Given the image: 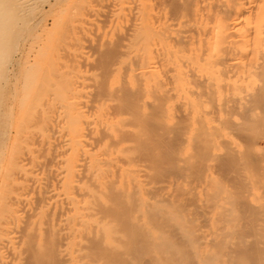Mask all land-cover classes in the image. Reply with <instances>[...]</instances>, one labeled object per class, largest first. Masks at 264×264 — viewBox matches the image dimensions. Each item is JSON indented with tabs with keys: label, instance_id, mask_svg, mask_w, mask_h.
I'll list each match as a JSON object with an SVG mask.
<instances>
[{
	"label": "bare ground",
	"instance_id": "6f19581e",
	"mask_svg": "<svg viewBox=\"0 0 264 264\" xmlns=\"http://www.w3.org/2000/svg\"><path fill=\"white\" fill-rule=\"evenodd\" d=\"M8 70L0 264H264V0H0Z\"/></svg>",
	"mask_w": 264,
	"mask_h": 264
},
{
	"label": "rangeland",
	"instance_id": "374dc122",
	"mask_svg": "<svg viewBox=\"0 0 264 264\" xmlns=\"http://www.w3.org/2000/svg\"><path fill=\"white\" fill-rule=\"evenodd\" d=\"M48 5L46 4V7H47ZM49 21H48V24H49V28H51L52 27V24H53V18L52 17H49V19H48ZM71 20V19H70ZM72 22V21H71ZM69 27H70V31L68 32L69 33V35H70V33H72V30H71V28H72V26H71V24L69 23ZM69 29V28H68ZM72 35V34H71ZM23 36V35H22ZM21 35H20V37L18 38V40H16L15 42L17 43V45L19 44H21V41H22V39H21V37H22ZM53 37V36H52ZM72 37V36H71ZM20 40V41H19ZM49 40H52V41H55V40H53V39H50L49 38ZM70 40H72V38L70 39ZM69 40V41H70ZM49 42H51V41H49ZM53 42H51V44H52ZM50 44V43H49ZM55 44V43H54ZM54 44L52 45L53 47H54ZM61 43H59V45H60ZM58 45V44H57ZM48 46V45H47ZM50 46V45H49ZM61 46V45H60ZM60 46L58 47L59 49H60ZM57 47H56V49H57ZM16 48H17V46H16ZM50 48H51V46H50ZM56 49H54V50H56ZM46 50H47V48L45 49V52H46ZM50 50H52V49H49V51ZM53 50V52L54 53H51V54H53V58H54V55L56 54L55 53V51ZM58 50H56V52H57ZM45 52H43L44 54H46ZM52 52V51H51ZM14 53H16V54H13V61H15V60H17V59H19V57H20V55L15 51ZM50 53V52H49ZM49 53H47L48 55H49ZM43 54V55H44ZM48 55H46V56H48ZM41 57H43V56H41ZM50 57V56H49ZM49 57H45V59L46 60H48V61H46L47 63L49 62V61H52L51 60V58H49ZM55 57H58V56H56L55 55ZM44 59V58H43ZM55 60L57 59V58H54ZM42 60V59H41ZM24 61H25V59H24ZM24 61L22 62V63H24ZM45 61V60H44ZM44 63V64H47V63ZM53 62V61H52ZM50 64L52 65L53 63H51L50 62ZM56 64V63H55ZM25 66V65H24ZM23 66V67H24ZM22 66H20V68L19 69H21V81H22V79H23V77H24V74H23V71H24V69H22L23 68ZM47 67L49 68V66L47 65ZM50 67H54V66H50ZM47 68V69H48ZM56 67H54V68H50V69H55ZM46 69V68H45ZM47 71V70H46ZM49 71V70H48ZM51 71V70H50ZM4 75V77H3V81H2V83H3V85H4V89H3V92L2 93H0V101H3L5 98H7L8 97V90H9V86H7V82L9 81V79H10V77H11V70H8L6 73H4L3 74ZM23 76V77H22ZM25 84V81H24V79H23V82H21V85H23V84ZM36 83H34V85H35ZM26 85V84H25ZM30 85V84H29ZM34 85H32L31 84V87L32 86H34ZM35 86H37V85H35ZM21 87V86H20ZM31 87L29 88L28 87V84H27V88H29V90L31 89ZM23 88V87H22ZM34 88H36V87H34ZM20 90H22L21 88H20ZM22 92V91H21ZM26 93V92H25ZM40 96L41 95H38V97L40 98ZM37 97V98H38ZM33 98H35V97H33ZM39 98H38V102H36V103H38V104H40L39 103ZM37 100V99H36ZM31 101H33V103L35 104V99L34 100H31ZM35 105H37V104H35ZM35 105H32V106H34V108L36 107ZM37 107H38V105H37ZM33 108V110H35ZM30 111H32V107H31V105H29V115H31L32 113L30 112ZM34 112V111H33ZM164 137H167V138H164ZM163 137V139L161 138V140H160V143H159V141L157 142V144L159 145L158 147L157 146H155L154 147V151H157L158 153H159V158H161L160 159V161H162L161 163L163 164L162 165V169H163V173H165L167 176L168 175H170V176H172V175H181L182 173H183V169L181 168H179L178 167V165L176 166V164L174 165V164H172L173 163V160H174V156H175V154H173V152H176L177 151V149H178V147H179V145H180V137H178L177 135H174V134H172V135H170L169 137L171 138H169L167 135H165ZM174 137V138H173ZM162 141V142H161ZM169 142V143H168ZM173 142V143H172ZM171 143V144H170ZM162 146V147H161ZM157 149V150H156ZM203 152V151H202ZM202 152H201V149H199V154H200V156H202ZM162 153V154H161ZM172 153V154H171ZM173 155V156H172ZM164 156V157H163ZM167 156V157H166ZM170 156V157H169ZM168 158V159H167ZM170 158V159H169ZM173 158V159H172ZM166 159V160H165ZM227 160V161H226ZM169 162H170V164H169ZM227 162V163H226ZM232 162V163H231ZM223 163V164H222ZM222 163H221V172L226 176V177H228V178H230V176L232 175V170H233V173H234V171L236 170V169H234V167L236 168V165H234L235 163L230 159V158H228V159H225V161L223 160L222 161ZM170 166H169V165ZM166 165V166H165ZM234 165V166H233ZM172 166V167H171ZM167 167V168H166ZM175 167H177V168H179V169H177V170H175ZM232 167V168H231ZM173 168V169H172ZM167 170V171H166ZM174 170L176 171L175 173L176 174H173L174 173ZM180 173H179V172ZM167 172V173H166ZM170 172V173H169ZM164 175V174H163ZM166 175H164V176H166ZM0 188H1V186H0ZM0 214H1V212H0ZM0 219H1V215H0ZM138 236V235H137ZM140 236H138V240L136 239L135 240V242L132 244V247H131V250H130V258H131V260L135 263V264H148L147 262H145L146 260H147V258L148 257H150L151 255H149L150 254V252L152 251L151 249L154 247V246H152V245H150L149 243H146L143 239H141V237L139 238ZM173 241H174V245H172V246H174L175 247V245H176V248L178 247L180 250H182L181 252L182 253H176V251L175 250H177V251H179L178 249H175V250H173L172 249V251L174 252H172V258L173 257H175V255L176 254H179V256L177 257V255H176V259H174L173 260V264H194L193 262L194 261H191V257L190 256H188L189 254H188V247H186L187 246V242H185L184 240V243H183V241H182V239H181V241H180V239L178 238V236H176L175 234H174V232H173ZM176 240V241H175ZM179 240V241H178ZM142 241V242H141ZM170 241H172L171 239H170ZM182 242V243H181ZM172 244H173V242H172ZM180 244V245H179ZM184 244V246H182ZM186 244V245H185ZM165 247H167V246H165ZM156 248V246L154 247V249L153 250H156L155 249ZM180 252V251H179ZM151 253H153V252H151ZM183 254H184V256H183ZM188 254V255H187ZM182 256V257H181ZM186 256V257H185ZM186 259H185V258ZM189 259H188V258ZM181 261H180V260ZM184 259V260H183ZM180 261V262H179ZM121 264H132V263H130V262H126V261H122L121 260Z\"/></svg>",
	"mask_w": 264,
	"mask_h": 264
}]
</instances>
